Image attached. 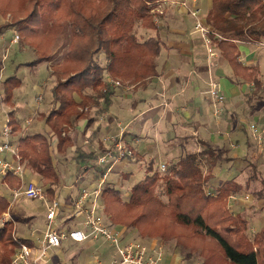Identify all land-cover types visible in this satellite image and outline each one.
I'll return each mask as SVG.
<instances>
[{
  "label": "trees",
  "instance_id": "trees-1",
  "mask_svg": "<svg viewBox=\"0 0 264 264\" xmlns=\"http://www.w3.org/2000/svg\"><path fill=\"white\" fill-rule=\"evenodd\" d=\"M156 1L0 0V14L13 16L23 41L35 51L36 58L30 64L49 63L50 74L55 78L52 105L47 113L39 114L48 132L27 133L14 109L6 115L26 169L39 177L37 182L50 198L55 197L60 182L53 161L52 132L59 138V150L70 146L71 136H63L62 132L73 131L77 120L88 117L89 104L101 100L108 107L112 87L107 85V77L138 88L146 87L159 74L160 37L140 40L134 30L137 24L157 29L155 19L163 15L151 12L150 4ZM211 1L205 23L229 36L217 43L221 55L237 76L253 83L252 94H256L262 89L260 70L258 66L243 64L235 42L262 41L264 0ZM7 26L0 25V33ZM61 40L66 45L58 54L55 47ZM102 54L107 60L105 64L99 61ZM20 84L21 79L16 76L3 81L7 103L12 104L14 90ZM87 89L94 95L87 94ZM199 142L201 150L184 152L162 173L154 171L153 162H149L148 174L132 185L126 199L120 189L106 185L102 192L105 216L113 227L136 229L140 237L174 239L183 249L184 261L197 254L203 257L204 264H264V215L261 227L252 232L245 217L234 216L227 208L230 196L243 190L252 194L255 202L264 199V167L244 157L247 165L242 170L245 173L247 169L248 176L243 181L234 176L207 191L206 185L215 178V169L239 158L230 155L226 147H214L203 139ZM79 149L78 157L83 153ZM96 156L90 153L88 157L95 160ZM0 181L13 188L20 179L8 173ZM160 184L165 187L166 200L158 192ZM9 207V200L0 194V215ZM14 227L13 222L0 227V264H11L19 241L34 245L18 238Z\"/></svg>",
  "mask_w": 264,
  "mask_h": 264
},
{
  "label": "crops",
  "instance_id": "crops-1",
  "mask_svg": "<svg viewBox=\"0 0 264 264\" xmlns=\"http://www.w3.org/2000/svg\"><path fill=\"white\" fill-rule=\"evenodd\" d=\"M211 4V0H205V6L208 9L211 7ZM182 16L188 19L185 20L188 24L190 20L192 25H183L184 23L178 22L179 19L183 18ZM164 20L171 25H168L170 28L165 37H161L158 34L162 42L161 55L158 57L159 74L154 77L146 87L134 88L133 85L112 87V94L108 107H105L104 102L101 100L98 102L93 100L94 103L89 104L90 109L88 117L77 120L75 122L77 128L75 127L69 134L72 143L70 146L66 147L69 153L65 156L70 157L71 160L69 162L70 164L59 166L60 182L56 186L55 194L61 201L60 215L57 216L56 220L59 219V224H63L65 227H74L82 221L81 218L71 217L73 204L71 199L78 195L82 186H91L100 174L99 167L95 164L94 160H90L88 156H90V153L97 155L103 144V138L119 130L120 125L125 127L127 138L131 140V142L136 137L141 141L140 144H138L136 156L132 159L130 158L118 162L114 167V172H112V174L110 173L111 176L116 175V173L118 174L117 181L113 183L119 185L121 184L120 178L124 176L130 178L135 174L140 168L139 162L142 160H145L148 164L152 161L153 166H156V158H159V163L166 161L170 164V161L174 157H179L184 152L201 150L200 139L206 140L214 147H225L224 140L226 135H230L231 132H229L230 129L228 131L221 130V119L216 120L212 116V105L208 102L209 100L207 97L203 95L207 88L206 81L208 76L212 74V76L215 75L214 77L219 78L229 105L238 104L244 91L249 88L247 84L252 82H247L235 74V70L228 61L223 58L219 48L220 55L215 61L217 65H213L211 71L209 70L207 53L205 54L206 56L200 55L201 50H205L202 40L198 34L194 32L193 21L185 13L183 8L179 6H170L166 13L160 18V23L161 21L164 22ZM157 26L159 27L160 25ZM194 34H196V37L200 41H195ZM10 43L17 44L12 43L11 40ZM235 43L239 47L240 59L243 64L247 67L258 66L260 74H263V63L261 60L256 61L254 53L249 48L250 42L236 40ZM102 56H104V54H102ZM243 58H245L246 62L243 61ZM106 61L107 60L104 59L103 64H105ZM40 92L42 91H39V93ZM86 92L87 94L94 95L91 89H87ZM22 108L17 110L14 109L17 120L18 113ZM235 108L237 107H233V110ZM100 111L101 113L99 114ZM235 113L236 111L233 112V115H235ZM23 122L24 121L21 122V125ZM256 122L259 127H264V116H261L259 121ZM235 126L236 124L234 123V130L232 129L233 134L237 133ZM35 130L36 132H48L49 128L44 124L43 130H40L39 127H36ZM82 130L90 134V141L87 145L83 142ZM51 136H53V134H51ZM52 138L54 141L51 145L54 153L55 150H59L57 147L59 138L57 135H54ZM250 138V140L246 138L243 145L236 144L237 147H232L234 143H230L231 149L235 152H232L230 147H226L230 155L239 158L230 164H235L237 162L244 163L242 158L248 156L250 160L256 161L261 168L264 167V141L262 144H259L251 131ZM195 141H197V145ZM79 147L83 153L78 157L77 151ZM53 161L57 165V157L55 158L54 154ZM219 173L221 172H217V169H215V178ZM147 174L148 172L145 171L143 178ZM26 176H28V179L37 181L38 178L39 180L37 175L28 170L26 171ZM1 178L2 177H0V180ZM229 178L219 179L217 187ZM28 179H26V181ZM126 181H128V179H125V182ZM1 182L2 181H0V183ZM4 185L10 192V195L5 197L11 202L12 188L6 184ZM72 186L73 188H71ZM112 186L118 189L122 187L121 185L117 186L115 184ZM250 195V201H232L230 206L231 210L234 212V216L241 215V217H245L247 219V225L257 229L256 221H262V216L264 215V212L258 215L257 210L262 209L264 199L260 202H255L252 194ZM40 201H42L44 205L43 210L46 216V204L43 200ZM101 204L104 205L103 196L101 197ZM13 205L14 203L10 204L7 212H9L11 222H13L15 226V234L18 238L27 239L29 242H33L34 246H37L39 239L48 228L49 221L47 226H39L35 221V217L27 215L22 218L23 224L19 227L18 222L12 214ZM241 205L247 206V209L237 211V208ZM99 211L100 215L102 213L104 214L103 210ZM59 224H57L56 221L54 223L55 226H59ZM115 228L122 232L124 241L136 239L140 242H144L147 240L143 237L141 238L136 229H127L122 226H116ZM91 241L92 240L75 242L66 240L63 242L62 246L54 248L57 249L54 253L50 251L48 258L43 264H67L68 262H64V253L66 251L65 249L68 248L69 250L74 248L84 249L82 250V261L79 262L80 258L75 264H94L96 261V254H98L101 259L109 262L114 247L104 241H100L102 244L100 242H98L99 244H95ZM147 243L148 248L151 250L150 253L159 257V264H182L184 262L181 256L182 254L172 255L169 254L167 250H162L161 247H157L155 238L153 240L150 239ZM54 255L57 261L54 259ZM50 256H52L53 260L49 262Z\"/></svg>",
  "mask_w": 264,
  "mask_h": 264
},
{
  "label": "built area",
  "instance_id": "built-area-1",
  "mask_svg": "<svg viewBox=\"0 0 264 264\" xmlns=\"http://www.w3.org/2000/svg\"><path fill=\"white\" fill-rule=\"evenodd\" d=\"M197 0H158L151 3V12L159 15L166 13L170 6H179L190 13L193 18L194 32H196L202 40L208 59L209 70L211 71L215 60L219 57L217 43L228 39L229 36L219 32L213 25L205 23L202 8L197 5ZM156 23H160V17L155 19ZM12 43H19L21 36L19 32L13 29ZM109 87H118L122 85L121 81L111 77L106 79ZM209 97L213 102H222L225 100L222 84L219 78L210 74ZM38 100L42 99V93H39ZM221 110L215 109V116L219 117ZM31 122V118L25 119L22 127L26 128ZM250 131L256 141L262 144L264 141V127L250 125ZM72 132L63 131L62 135H68ZM83 134V142L87 145L90 141V134L87 131H81ZM53 136L56 135L52 132ZM138 137L133 141L127 138V131L124 126L120 125L119 130L112 132L103 138V148L98 152L94 162L99 167L100 174L91 186H82L78 195L72 198L73 217L81 218L82 221L71 228L65 226H55L61 209V201L55 196L50 198L45 188L37 181L28 179L26 181V167L23 163V156L19 151V143L14 139L9 117L6 124L0 128V176L5 177L8 173L20 179V182L12 188L10 204L20 199H37L43 200L46 204V217L49 221L47 230L39 239L37 246H31L27 242L19 241L18 246L11 259V264H43L49 256L50 250L62 246L66 240L75 242H85L87 240L103 239L114 247L113 254L109 262L102 263L100 259H96L94 264H159V257L151 254V250L140 242L133 239L124 241L123 234L115 227L106 226L101 220L99 210H103L104 205L101 204V197L105 182L110 173L113 172L115 165L123 160L132 159L136 156ZM232 147H237L232 144ZM167 164L161 162L158 164V170L164 172L167 170ZM73 188V186L71 187ZM251 195L246 192L233 194L230 196L231 202L243 201L248 202ZM231 210V206H230ZM232 214L234 213L231 210ZM11 222L9 212H5L0 216V227H4ZM254 232L255 229L251 228ZM187 262V261H186ZM182 264H196L186 263Z\"/></svg>",
  "mask_w": 264,
  "mask_h": 264
},
{
  "label": "rangeland",
  "instance_id": "rangeland-1",
  "mask_svg": "<svg viewBox=\"0 0 264 264\" xmlns=\"http://www.w3.org/2000/svg\"><path fill=\"white\" fill-rule=\"evenodd\" d=\"M197 5H200L202 8V13L205 15V13L208 11V8L205 6V0H197ZM185 13L191 18L193 21V18L191 17L190 13L185 10ZM179 14V13H178ZM181 17V16H180ZM182 19H179L178 22L184 23L183 25H192L191 21L189 20V24L187 23L188 20L184 16H182ZM194 23V22H193ZM0 25H8L5 27L2 32L0 33V128L6 124L7 121V114L9 111L13 109H21L18 113V120L21 123L25 119L31 118V122L29 125L24 128V131L27 133H32L36 132V127H39L40 130H43L44 123L43 120L40 118L39 114L42 113H47L52 105V94H51V88L55 82V78L53 75L50 74V68H49V63L43 62L39 63L36 66L31 65V61L36 58L35 51L32 47L27 45L22 37L19 43L17 44H11L10 40L13 35L12 30L19 29L17 25L14 24L13 22V16L8 13L7 15H1L0 14ZM160 25L159 27L157 26V29H146L140 26V24H137L135 26V33L137 37L140 40H144L150 36H159L165 37L166 34L169 31V26L171 24H168L166 20L164 22L161 21V23L157 24ZM18 31V30H17ZM19 32V31H18ZM20 34V32H19ZM21 36V35H20ZM195 36V41H200L197 37L196 34ZM199 36V35H198ZM200 43V42H199ZM66 45V42L64 40H61L58 42L57 46L55 47L58 54H62L63 49ZM202 46V44H201ZM205 48V47H204ZM249 48L251 51L254 53V56L256 57V61H262L263 63V74H260V79L262 82V89L256 93L252 94V91L254 89V85L252 83H248L247 87H249L247 90L244 91L243 95L240 97V102L238 104H230L226 100V95H225V100L222 102H213L209 98V80H210V75L208 76V79L206 81L207 83V88L205 89L203 95L207 97L209 100L208 102L212 105V116L217 120L221 119L222 121V129L223 131H228L231 132L230 135H226V138L224 140V146L225 147H230V143L234 144H241L243 145L245 143L246 138L250 139V125L255 124L258 126L256 121H259V118L261 116H264V38L260 42H250ZM206 50H201L200 55H205ZM244 57V56H243ZM99 61L103 63L104 61V56H100ZM216 61V60H215ZM243 61L246 62L245 58H243ZM216 62H214V65ZM10 76H16L21 79V84L19 87H17L14 90V96L11 99V103H7L4 95V86H3V81L7 79V77ZM215 76V75H214ZM238 80V79H237ZM39 91H42V99L38 100L37 97L39 95ZM239 107L238 109L235 108L233 110V107ZM219 108L221 110V113L219 117L215 116V109ZM89 111V110H88ZM236 111L235 115H233V112ZM101 111L99 112V114ZM236 124V129L237 133L233 134V124ZM233 129V130H232ZM16 134V133H15ZM16 136V135H14ZM195 144L197 145V141H195ZM68 146H64L63 150H55L54 155L55 158L57 157V169H60L59 166L61 165H68L70 164V157H66L69 153V150L66 148ZM203 146H201L202 148ZM231 149V147H230ZM233 152L234 150L231 149ZM235 152V151H234ZM178 158L174 157L171 161L170 164L166 162L167 166L172 164L173 161H176ZM159 158H156L155 164L156 166H153L154 171H159L158 170V164H159ZM147 162L145 160H142L139 162L140 168L135 172L134 175H132L130 178L127 177H122L120 178L121 180V192L123 194V198L126 199L127 196L130 194V190L133 184L136 182H139L146 171L147 167ZM246 162H237L235 164H229V163H223L222 166L217 168V174L216 178L212 179L207 185H206V190L212 191L213 188H216L217 185L219 184V179H225L229 178L232 176H237L238 179L241 181L244 180L246 176H248V171L246 169V172L244 173V170H242L244 167L246 168ZM205 169V168H204ZM114 172V170H113ZM148 172V171H147ZM162 173V172H160ZM112 174V173H111ZM108 175L107 180L105 182L106 185H117L120 186L119 184L113 183L117 181L118 174ZM152 174V172H151ZM128 179V181L125 182V179ZM26 179H28V176H26ZM38 180V178H37ZM109 180V181H108ZM158 192L160 196L166 200L167 196L165 194V187L164 185L160 184ZM0 193L3 196H9L10 192L9 190L5 187L4 183H0ZM72 200V199H71ZM228 205V210L230 211L229 203L227 202ZM43 203L40 200L37 199H21L20 201H15L14 205L12 206V214L15 218V220L18 222L19 227L22 226L23 220L22 218L24 216L30 215L31 217H35V221L38 223L39 226H47L48 225V220L46 219L45 212L43 210ZM233 205V210H234ZM262 207L261 210H257L258 215L264 211ZM247 209V206L241 205L240 207L237 208V211H243ZM256 213V214H257ZM60 214H58L59 216ZM1 216V215H0ZM263 219V218H262ZM101 220L103 223L108 226V227H113V225L110 223V220L105 217V215L102 213L101 214ZM261 220L256 221V226L258 228L261 227ZM56 223L59 224V219L56 220ZM59 226H64L63 224H59ZM250 237V233H249ZM142 238V237H141ZM147 239L148 241L153 240L154 238H144ZM251 239V238H249ZM142 242L146 246L148 245V241ZM157 242V247H161L162 250H167L169 254L175 255V254H184L183 249L176 245L175 240H168L165 241L161 238H155ZM103 242L104 240H92V243L99 244L98 242ZM100 242V243H101ZM106 243V241H104ZM74 243V242H72ZM102 244V243H101ZM108 244V243H107ZM57 249H51L50 251L54 253ZM64 253V262L67 264H75L82 256H83V251L84 249H72L69 250L65 249ZM85 255V252H84ZM54 259H56V256L54 255ZM95 259H100L102 263H105L107 261L101 259V257L96 254ZM53 258L50 256L49 262L52 261ZM57 261V259H56ZM82 261V258L80 259L79 262ZM187 260H185L186 262ZM70 262V263H69ZM73 262V263H72ZM204 259L203 257H200L197 254H194L186 263H196V264H204Z\"/></svg>",
  "mask_w": 264,
  "mask_h": 264
}]
</instances>
